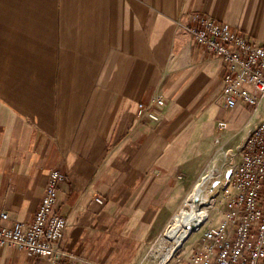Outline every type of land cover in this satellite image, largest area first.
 <instances>
[{"label":"crops","instance_id":"1","mask_svg":"<svg viewBox=\"0 0 264 264\" xmlns=\"http://www.w3.org/2000/svg\"><path fill=\"white\" fill-rule=\"evenodd\" d=\"M193 13L264 46V0H0L1 225L31 226L59 170L60 264L140 263L253 112L221 105L224 65L178 25ZM0 264L49 260L8 245Z\"/></svg>","mask_w":264,"mask_h":264},{"label":"built area","instance_id":"2","mask_svg":"<svg viewBox=\"0 0 264 264\" xmlns=\"http://www.w3.org/2000/svg\"><path fill=\"white\" fill-rule=\"evenodd\" d=\"M178 25L224 65L221 105L230 109L245 103L253 112L239 133L244 134L238 146L241 159L236 168L227 173L228 183L223 185L227 194L224 208L220 210L223 221H213L209 215L206 223L195 231L202 235L190 253L182 255L179 250L183 247L172 252L174 241L167 233L181 213V205L186 203V198L183 199L139 264H264V119L256 122L264 105V46L257 45L229 24L199 13H193L188 22L179 21ZM154 103L155 106L139 105L137 118L140 122L160 121L156 108L163 107L166 102L158 97ZM227 126V122L219 123L222 131ZM65 180L66 175L59 170L50 173L40 209L31 226L25 228L19 222H13L12 226L0 224V248L14 246L31 256L48 259L49 264H60L69 256L60 247L68 219L56 212L58 191ZM222 183L223 180L219 182ZM218 195L214 194V202ZM97 201L104 204L100 198ZM9 219L7 213L1 214L2 221Z\"/></svg>","mask_w":264,"mask_h":264},{"label":"rangeland","instance_id":"3","mask_svg":"<svg viewBox=\"0 0 264 264\" xmlns=\"http://www.w3.org/2000/svg\"><path fill=\"white\" fill-rule=\"evenodd\" d=\"M240 143L234 142L232 144H229L226 147L223 145L224 147L222 149L219 148V150L215 153L213 159H211L212 165H210V166L207 165V167H205V169L207 170L206 173L201 175L200 180L198 179L199 181L197 180L194 183V185L192 186V188L188 192L187 196L185 197L187 199L193 193L195 185L197 183H199L200 181H202V178L208 174V171L211 168H215V172H216V170H218L217 173L215 174V176L213 177L211 183L209 184L208 189H207V195L208 196H214V194H219L216 201L214 202V204L211 205L209 208V210H210L209 215H211L213 221H216V222L223 221L222 214L220 213V210L224 208V205L226 202V195H227L226 192L224 191L223 185L228 183V179L226 177L227 173L230 170H234L236 168L238 162L241 159V153L238 149V146ZM222 180H223V183L219 184V182L220 181L222 182ZM189 202H190L189 205H187V204L183 205L182 204L179 211L181 210V212H182V210L184 209V210H186V212H190L192 210V206H190L192 203L191 199L189 200ZM174 223H175V221L172 224H174ZM201 235H202V232H197V233L194 232L190 236V238L182 245L183 248H181L179 250V252L182 251V255L189 254L191 249L195 245V243L201 239ZM171 245H174L173 242L171 243Z\"/></svg>","mask_w":264,"mask_h":264},{"label":"bare ground","instance_id":"4","mask_svg":"<svg viewBox=\"0 0 264 264\" xmlns=\"http://www.w3.org/2000/svg\"><path fill=\"white\" fill-rule=\"evenodd\" d=\"M210 165H212V161L208 164V166ZM216 173L217 170L215 172V168H211L208 174L202 178V181L195 185L193 193L185 200V204L189 205L191 199L192 210L186 212L183 209L175 217V223L172 224L173 226L171 225L167 233L168 238L174 241L172 252L180 249L198 227L206 223L210 212L209 208L215 200V196L207 195V189Z\"/></svg>","mask_w":264,"mask_h":264}]
</instances>
